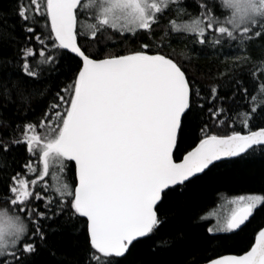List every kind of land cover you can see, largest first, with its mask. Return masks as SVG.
I'll return each instance as SVG.
<instances>
[{
  "label": "trees",
  "instance_id": "1",
  "mask_svg": "<svg viewBox=\"0 0 264 264\" xmlns=\"http://www.w3.org/2000/svg\"><path fill=\"white\" fill-rule=\"evenodd\" d=\"M230 1L165 0L133 30L100 22L82 5L76 11L74 36L88 56L158 55L181 67L190 98L176 161L204 137L264 128V16L236 26L241 11ZM193 18L205 33L181 31L178 22ZM80 67L56 40L47 0H0V210L22 222L0 264H198L248 250L264 226V145L165 189L153 228L124 255L93 245L74 203V165L48 149L71 109ZM247 195L262 196L249 216L229 232L209 230L211 210Z\"/></svg>",
  "mask_w": 264,
  "mask_h": 264
},
{
  "label": "water",
  "instance_id": "2",
  "mask_svg": "<svg viewBox=\"0 0 264 264\" xmlns=\"http://www.w3.org/2000/svg\"><path fill=\"white\" fill-rule=\"evenodd\" d=\"M81 1L47 0L58 44L81 61L71 109L48 149L74 165V203L91 242L120 257L153 228L165 189L264 145V128L204 137L176 161L178 130L190 98L184 72L156 55L85 54L74 36ZM198 264H264V226L248 250Z\"/></svg>",
  "mask_w": 264,
  "mask_h": 264
},
{
  "label": "rangeland",
  "instance_id": "3",
  "mask_svg": "<svg viewBox=\"0 0 264 264\" xmlns=\"http://www.w3.org/2000/svg\"><path fill=\"white\" fill-rule=\"evenodd\" d=\"M168 0H166L167 2ZM230 9L234 13L241 11V22L235 25H244L250 18L264 16V0H231ZM165 0H83V7L91 9L98 15L100 22L116 29L133 30L135 27L149 22L151 15L164 5ZM252 22V21H251ZM179 28L181 31L193 34H203L206 31L205 23L199 18L185 20ZM128 28V29H127ZM54 159H58L53 154ZM63 190L64 189V184ZM67 193H70L67 191ZM262 200L261 195L237 196L223 201L218 207L208 213L211 218L209 230L211 232H229L242 216L249 215ZM234 216V218H233ZM22 222L12 213L0 210V254L8 251L22 234Z\"/></svg>",
  "mask_w": 264,
  "mask_h": 264
},
{
  "label": "flooded vegetation",
  "instance_id": "4",
  "mask_svg": "<svg viewBox=\"0 0 264 264\" xmlns=\"http://www.w3.org/2000/svg\"><path fill=\"white\" fill-rule=\"evenodd\" d=\"M174 29L176 30V28L174 27Z\"/></svg>",
  "mask_w": 264,
  "mask_h": 264
}]
</instances>
